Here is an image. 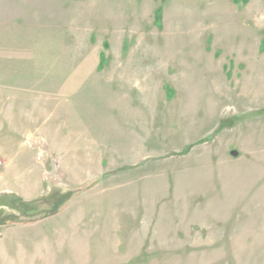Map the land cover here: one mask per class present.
Returning a JSON list of instances; mask_svg holds the SVG:
<instances>
[{
    "label": "rangeland",
    "instance_id": "374dc122",
    "mask_svg": "<svg viewBox=\"0 0 264 264\" xmlns=\"http://www.w3.org/2000/svg\"><path fill=\"white\" fill-rule=\"evenodd\" d=\"M0 264H264V0H0Z\"/></svg>",
    "mask_w": 264,
    "mask_h": 264
}]
</instances>
